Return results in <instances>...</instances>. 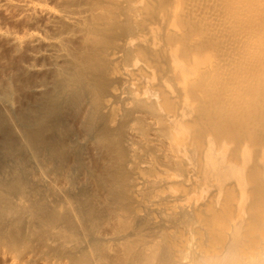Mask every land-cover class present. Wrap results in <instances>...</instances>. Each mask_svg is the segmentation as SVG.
<instances>
[{
	"label": "bare ground",
	"instance_id": "6f19581e",
	"mask_svg": "<svg viewBox=\"0 0 264 264\" xmlns=\"http://www.w3.org/2000/svg\"><path fill=\"white\" fill-rule=\"evenodd\" d=\"M0 264H264V0H0Z\"/></svg>",
	"mask_w": 264,
	"mask_h": 264
}]
</instances>
